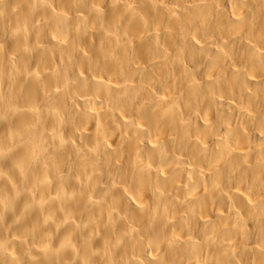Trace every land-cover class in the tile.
Returning <instances> with one entry per match:
<instances>
[{"label":"bare ground","instance_id":"1","mask_svg":"<svg viewBox=\"0 0 264 264\" xmlns=\"http://www.w3.org/2000/svg\"><path fill=\"white\" fill-rule=\"evenodd\" d=\"M0 264H264V0H0Z\"/></svg>","mask_w":264,"mask_h":264}]
</instances>
